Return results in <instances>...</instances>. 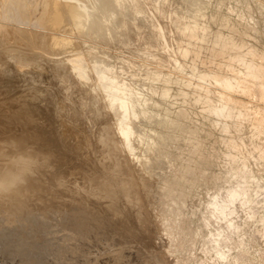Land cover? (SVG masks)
<instances>
[{"label": "rangeland", "instance_id": "1", "mask_svg": "<svg viewBox=\"0 0 264 264\" xmlns=\"http://www.w3.org/2000/svg\"><path fill=\"white\" fill-rule=\"evenodd\" d=\"M17 1L0 141L52 161L0 199V264H264V0H27L26 19ZM47 1L66 3L56 30Z\"/></svg>", "mask_w": 264, "mask_h": 264}, {"label": "clouds", "instance_id": "2", "mask_svg": "<svg viewBox=\"0 0 264 264\" xmlns=\"http://www.w3.org/2000/svg\"><path fill=\"white\" fill-rule=\"evenodd\" d=\"M16 143L21 147L15 151L0 148V199L10 198L26 190L34 177L41 171V161L51 165L52 156L41 151L37 145L23 147L22 141L11 138L0 144Z\"/></svg>", "mask_w": 264, "mask_h": 264}, {"label": "bare ground", "instance_id": "3", "mask_svg": "<svg viewBox=\"0 0 264 264\" xmlns=\"http://www.w3.org/2000/svg\"><path fill=\"white\" fill-rule=\"evenodd\" d=\"M27 0H18L17 1V11L19 12L18 14H19V16H20V18H22V19H26V15H25V12H23V8H25L26 9V5H27V2H26ZM51 1V0H50ZM50 1H47V7H48V21L46 22V24L43 26V27H41L42 29L43 28H47V30L48 29H55L54 28V25H53V23L52 22H57V21H59V20H62V21H64L63 19H65L66 18V11H65V8H66V3L65 2H62V3H51ZM70 1V0H69ZM53 2H54V0H53ZM56 2V1H55ZM76 2V1H75ZM78 2H80V1H78ZM124 2V1H123ZM63 3H65V4H63ZM77 3V2H76ZM109 3H111V2H109ZM122 3V2H121ZM31 4V3H30ZM95 4H96V2H95ZM123 4V3H122ZM130 4V3H129ZM77 5V4H76ZM102 5V4H101ZM78 7H79V5H78ZM77 7V8H78ZM84 8V7H83ZM13 9V8H12ZM81 9V8H80ZM117 9H119L120 10V8H117ZM135 9V8H134ZM72 10V9H71ZM123 10V9H122ZM137 10V9H136ZM83 11V10H82ZM81 11V12H82ZM73 12V11H72ZM115 12V11H114ZM122 12V11H121ZM3 13V12H2ZM70 13V12H69ZM117 13H120V12H117ZM123 13V12H122ZM121 13V14H122ZM11 14V13H10ZM16 14V13H15ZM116 15V14H115ZM16 16V15H15ZM68 16V15H67ZM110 16H111V14H110ZM78 17V16H77ZM86 17V16H85ZM112 17V16H111ZM78 19V18H77ZM85 19H87V18H85ZM104 19V18H103ZM67 20L69 21V19L67 18ZM21 21V20H20ZM66 21V20H65ZM82 21V20H81ZM84 21V20H83ZM83 21H82V24L85 26V24L83 23ZM74 22V21H73ZM85 22V21H84ZM70 23V22H69ZM58 24H60V23H58ZM57 24V25H58ZM129 24V23H128ZM80 25V24H79ZM102 25H103V22H102ZM124 25V24H123ZM60 26V25H59ZM62 26V25H61ZM80 26H82V25H80ZM127 26V25H126ZM58 27V26H57ZM70 27H71V25H70ZM125 27V26H124ZM65 28H67L66 26H65ZM65 28H63V29H58L59 31H62L63 33H64V35L66 36V34H67V32L69 31H67ZM23 30V29H22ZM56 30V29H55ZM72 30V29H71ZM77 31V30H76ZM80 31V30H79ZM71 32V31H70ZM13 33V32H12ZM18 33H19V35H21V37H22V39H25L27 42H28V44H29V46L30 47H34L35 46V48H37V49H40L41 51L43 50V51H49L50 49L49 48H47V45H48V41H49V39H48V37L46 36V35H42V34H30L29 32H24V31H18ZM14 34H16L15 33V31H14ZM13 34V35H14ZM5 35H7V34H5ZM18 35V34H17ZM82 36V35H81ZM17 37V36H16ZM15 38V37H14ZM20 38V37H19ZM18 38V40H20ZM62 39V38H61ZM24 40V41H25ZM13 41V40H12ZM23 41V40H22ZM23 41V42H24ZM25 41V42H26ZM36 42V45H34V43ZM62 41V40H61ZM224 41V40H223ZM14 44V43H13ZM26 45V44H25ZM73 45V44H72ZM241 46V45H240ZM245 47V46H244ZM69 48H70V46H69ZM223 48V47H222ZM33 50V49H32ZM241 51V50H240ZM247 52H250V51H247ZM47 53H49V52H47ZM251 55H252V53H251ZM239 57H240V55H239ZM243 57V56H242ZM234 59V58H233ZM240 59V58H239ZM243 59V58H242ZM235 60V59H234ZM2 61V60H1ZM243 62V61H242ZM238 63V62H237ZM239 63H241V62H239ZM238 63V64H239ZM251 63H253V62H251ZM243 64V63H242ZM249 64V63H248ZM2 65V64H1ZM244 65V64H243ZM242 65V66H243ZM252 65V64H251ZM253 65H255V64H253ZM256 66V65H255ZM257 67V66H256ZM249 68V67H248ZM252 68V70H253V66L251 67ZM247 69V68H246ZM256 70V69H255ZM250 71V70H249ZM261 71V70H260ZM247 72H248V69H247ZM247 75V74H246ZM249 76V75H248ZM247 76V77H248ZM253 76V79H256V80H260L261 79V77H260V73H259V71L258 70H256L254 73H250V77H252ZM264 76V75H263ZM223 77V76H222ZM237 77V76H236ZM204 78V77H203ZM223 79H224V77H223ZM233 79V78H232ZM214 80V79H213ZM225 80H226V78H225ZM234 80H235V78H234ZM234 80H233V83H234ZM252 80V79H251ZM263 80V79H262ZM217 81V80H216ZM218 82H219V80H218ZM225 82V81H224ZM254 82V81H253ZM257 82V81H256ZM255 82V83H256ZM264 82V81H263ZM230 83V82H229ZM232 83V84H233ZM240 83V82H239ZM234 84H236V83H234ZM219 85V84H218ZM225 85H227V84H225ZM229 85V84H228ZM230 85H231V83H230ZM237 85H239V84H237ZM223 86H224V84H223ZM1 87V86H0ZM5 87V86H4ZM235 87V86H234ZM237 87H239V86H237ZM250 87H252V86H250ZM222 88V87H221ZM225 88V87H224ZM227 90H228V88H227ZM231 90H233V89H231ZM248 90V89H247ZM255 90H256V88H255ZM258 90H261V89H258ZM240 91V90H239ZM261 92V91H260ZM256 93H258V91L256 92ZM260 94V93H259ZM19 95V94H18ZM6 96V95H5ZM9 96V95H8ZM10 97V96H9ZM15 97V96H14ZM5 98V97H4ZM224 99V98H223ZM226 100V99H225ZM23 105V104H22ZM4 107V106H3ZM226 107V106H225ZM226 109V108H225ZM211 112L212 113H214V114H216V115H218V116H225V118L226 117H228L229 118V116L231 115L229 112H227L226 110H224V109H218L217 107H214V108H212L211 109ZM232 116V115H231ZM236 116V115H235ZM239 116V115H238ZM237 116V117H238ZM241 116V115H240ZM122 119V118H121ZM123 123V122H122ZM0 128H1V126H0ZM28 138V137H27ZM0 146H2V145H0ZM245 147V146H244ZM236 155V154H235ZM235 160V159H234ZM238 170V169H237ZM240 171V170H239ZM244 178V177H243ZM39 179V178H38ZM241 179V178H240ZM247 179V178H246ZM245 179V180H246ZM244 180V181H245ZM249 180V179H248ZM242 182V181H241ZM243 183H246V181L245 182H243ZM242 183V184H243ZM244 185V184H243ZM240 187H242V186H240ZM243 188H245V187H243ZM238 189V188H237ZM236 190V189H235ZM239 193H241L242 194V192H239ZM245 193V192H244ZM242 196V195H241ZM236 197H237V193H236V191H234V192H230L229 194H228V199H227V202L226 203H222V205L220 204V205H218V204H216L215 202L216 201H214L213 203H212V206H213V210L215 211V212H217L219 215H223V214H225L226 212H229V211H227L226 209L229 207V205L230 204H232L233 205V203H234V201H235V199H236ZM226 200V199H225ZM222 202V201H221ZM232 205H230V206H232ZM232 208V207H231ZM226 211V212H225ZM214 213V212H213ZM217 213H215V214H217ZM233 213V212H232ZM226 215V214H225ZM230 215H231V213H230ZM218 216V215H217ZM219 217V216H218ZM220 218H221V216H220ZM31 230V229H30Z\"/></svg>", "mask_w": 264, "mask_h": 264}]
</instances>
